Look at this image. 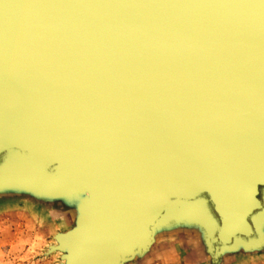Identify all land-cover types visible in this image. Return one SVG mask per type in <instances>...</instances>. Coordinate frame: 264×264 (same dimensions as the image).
Instances as JSON below:
<instances>
[{"label":"water","instance_id":"obj_1","mask_svg":"<svg viewBox=\"0 0 264 264\" xmlns=\"http://www.w3.org/2000/svg\"><path fill=\"white\" fill-rule=\"evenodd\" d=\"M57 264L264 256V0H0V205Z\"/></svg>","mask_w":264,"mask_h":264},{"label":"rangeland","instance_id":"obj_2","mask_svg":"<svg viewBox=\"0 0 264 264\" xmlns=\"http://www.w3.org/2000/svg\"><path fill=\"white\" fill-rule=\"evenodd\" d=\"M4 208L0 207V264H57V255H45V251L52 243L51 237L54 233L64 230L63 224L49 221L46 216L36 215L37 211L28 206H25V209L13 208L7 215L3 214ZM33 215L38 219L33 221ZM5 221L10 226L8 228L6 225V232ZM10 234L19 236L15 239L17 242L10 238L5 242V235ZM13 242L18 245V250L11 252L10 246ZM175 261L177 263V260ZM159 263L161 264L160 261ZM180 264L191 263L186 261ZM251 264L264 263L255 261Z\"/></svg>","mask_w":264,"mask_h":264},{"label":"crops","instance_id":"obj_3","mask_svg":"<svg viewBox=\"0 0 264 264\" xmlns=\"http://www.w3.org/2000/svg\"><path fill=\"white\" fill-rule=\"evenodd\" d=\"M26 205H17V204H3L0 205V207H5V212H3V214L7 215L9 214V211L13 208H18V209H25ZM36 215H42L40 212H35ZM36 215H33L34 217H32L33 221L36 220L35 217ZM44 216V215H42ZM38 219V218H37ZM47 220L51 221L50 218ZM8 222L5 221V232H6V225L9 228L10 226L7 224ZM1 229V227H0ZM9 231H13V230H9ZM17 235V234H16ZM15 234L13 235H5V242L10 239H14V241H16V237H19L18 235L16 236ZM17 242V241H16ZM15 242H13V244H11L10 246V251L13 252L15 250H18V245L14 244ZM160 250V251H159ZM8 252V250H6ZM177 260V263H175ZM159 261L161 262V264H180L181 263H186V261H189L191 264H205L202 260L198 259L197 257H195L194 255H192V253L190 251H184L180 248L179 244L174 243V242H170L164 246H162L160 249H158L155 253H153L151 255V257H149L146 261L145 264H160ZM255 261L257 262H261L264 263V256H260V257H250V258H242V259H238L235 261H230L227 264H251L254 263Z\"/></svg>","mask_w":264,"mask_h":264},{"label":"bare ground","instance_id":"obj_4","mask_svg":"<svg viewBox=\"0 0 264 264\" xmlns=\"http://www.w3.org/2000/svg\"><path fill=\"white\" fill-rule=\"evenodd\" d=\"M49 255H51V254H49ZM55 255V254H54Z\"/></svg>","mask_w":264,"mask_h":264}]
</instances>
